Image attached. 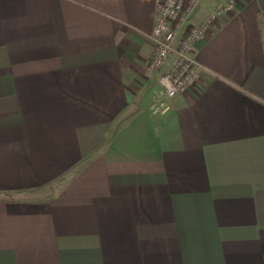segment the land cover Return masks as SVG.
I'll use <instances>...</instances> for the list:
<instances>
[{"label": "crops", "instance_id": "0c3cea01", "mask_svg": "<svg viewBox=\"0 0 264 264\" xmlns=\"http://www.w3.org/2000/svg\"><path fill=\"white\" fill-rule=\"evenodd\" d=\"M153 23L154 0H0V264H264V0L210 25L165 113Z\"/></svg>", "mask_w": 264, "mask_h": 264}, {"label": "built area", "instance_id": "2783aa9c", "mask_svg": "<svg viewBox=\"0 0 264 264\" xmlns=\"http://www.w3.org/2000/svg\"><path fill=\"white\" fill-rule=\"evenodd\" d=\"M235 2L224 0L193 23L199 0H154V23L149 34L153 55L148 69L158 71L157 83L165 99L152 102V113L169 111L167 99L196 84L201 65L193 54L194 46L219 15L234 8Z\"/></svg>", "mask_w": 264, "mask_h": 264}, {"label": "trees", "instance_id": "16d2710c", "mask_svg": "<svg viewBox=\"0 0 264 264\" xmlns=\"http://www.w3.org/2000/svg\"><path fill=\"white\" fill-rule=\"evenodd\" d=\"M260 31H261V35H262V43L264 46V35H263V28L261 27V24H260Z\"/></svg>", "mask_w": 264, "mask_h": 264}]
</instances>
